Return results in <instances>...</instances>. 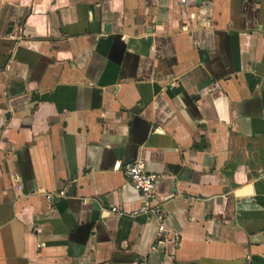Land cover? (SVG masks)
Segmentation results:
<instances>
[{"label":"crops","instance_id":"crops-1","mask_svg":"<svg viewBox=\"0 0 264 264\" xmlns=\"http://www.w3.org/2000/svg\"><path fill=\"white\" fill-rule=\"evenodd\" d=\"M0 264H264V0H0Z\"/></svg>","mask_w":264,"mask_h":264},{"label":"built area","instance_id":"built-area-1","mask_svg":"<svg viewBox=\"0 0 264 264\" xmlns=\"http://www.w3.org/2000/svg\"><path fill=\"white\" fill-rule=\"evenodd\" d=\"M179 5H193L194 0H175ZM121 172L125 178V181L133 190L138 193L140 204L131 212V215L138 214H151L155 217L157 225L156 231L160 236L166 234L165 229V214L162 210L161 200L157 196V182L158 176L145 169L144 164L141 161L133 160L127 162L121 166ZM64 195L63 190H58L54 196L60 197ZM110 212H117L115 207L109 208ZM40 244H36L39 248Z\"/></svg>","mask_w":264,"mask_h":264}]
</instances>
